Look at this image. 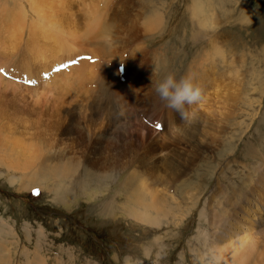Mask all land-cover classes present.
Instances as JSON below:
<instances>
[{"label": "bare ground", "instance_id": "1", "mask_svg": "<svg viewBox=\"0 0 264 264\" xmlns=\"http://www.w3.org/2000/svg\"><path fill=\"white\" fill-rule=\"evenodd\" d=\"M71 2L0 0V120L3 121L0 122V151L4 152L2 156L8 153L14 157L10 167L14 169L18 168L17 163L21 166L28 163L33 157L30 155L34 141L40 136L37 132L43 130V170L40 171L46 174L43 180L53 183L57 177L67 176L73 168L81 167L104 180L110 169L130 168L125 176V187H121L124 205L120 211L134 218L149 219L152 215H180L184 211L182 204L197 202L205 185L189 184L183 176L194 170L197 159L203 157L205 166L216 174V185L205 199L204 213L200 215L212 235L211 246L201 253V262L264 264V155L251 156L248 164L251 175L247 170L245 179L240 178V181L234 180L238 174L227 166L228 162L215 163V153L220 148L219 157L233 155L236 146L232 140H240L253 122L246 120L247 125L243 127L244 120H235L239 91L236 59L231 57L225 64L227 71L221 69L226 56L217 36L203 46L204 51L196 52L185 74L193 73L200 82L202 99L193 110L191 105L186 106L184 116L165 108L156 96L145 74L146 63L125 61L120 85L128 108L114 107L109 105L112 83L120 80V76L116 77L118 73L115 74L113 66L111 69L106 66L120 57L128 43L135 44L141 36L145 38L158 32L162 35L165 25L155 20L141 26L132 19L127 24L119 23L117 17L107 19L110 15L98 13L94 6L77 7L72 12ZM6 3L10 4L9 8L5 7ZM45 17L51 19V24L43 21ZM203 24L215 27L205 19ZM43 26L57 37L53 41H58L56 47L51 46L52 42H43ZM79 55L85 56L84 61L62 70L61 61L66 60L68 64L67 59L79 58ZM168 66L172 65L159 67L164 70ZM43 71L46 73L44 81ZM128 78L137 83L140 106L133 105L134 94ZM240 82L248 83L242 79ZM89 85L94 88H88ZM29 96L36 99L28 101ZM155 116L161 118L158 134L151 133L143 124L145 118L148 122ZM227 125L231 130L224 135ZM3 135L6 136L2 139ZM251 137L253 139V135ZM258 141L261 144V140ZM62 157L67 160L61 161ZM222 166L225 169H221ZM227 171H231L228 181L231 188L228 191L225 188L224 192L219 177L225 176ZM171 189L172 195L167 196L166 191ZM67 193L65 189L58 195L62 197ZM166 203L173 208L164 209ZM131 205L136 209L134 206L130 209ZM203 244L204 249L206 241ZM1 250L0 254L4 252ZM22 256L26 259L24 264H44L37 253L23 251Z\"/></svg>", "mask_w": 264, "mask_h": 264}, {"label": "rangeland", "instance_id": "2", "mask_svg": "<svg viewBox=\"0 0 264 264\" xmlns=\"http://www.w3.org/2000/svg\"><path fill=\"white\" fill-rule=\"evenodd\" d=\"M85 6H94L98 13L110 15L107 19L117 17L119 23L121 21L127 24L132 19L136 20L134 22L137 26L150 20L161 21L165 25L162 35L158 32L145 38L139 37L135 44L128 43L119 55L122 60L119 57L106 66L109 69L113 66L115 74L118 73L116 77L120 76V80L112 83L109 105L114 107L128 108L120 85L126 69L125 61H129V64L146 63L148 68L145 74L150 83L168 73L180 77L195 59L196 52L204 51L203 46L214 36L218 37L217 41L221 43L226 56L221 69L226 70L225 64L231 57L236 59L234 64L238 71L239 91L238 96L236 95L238 106L235 120H244L243 127L247 125L246 120L253 122L250 129L242 133L240 140H232V144L236 146L233 155H223L220 158V148L215 153V163L223 160L221 165H224V162H228L227 166L238 174L235 181L245 179L248 171L251 175V170H248L251 156L259 158L264 155V0H72L71 11L75 12L77 7L80 9ZM198 6L201 9H197ZM5 7L9 8L10 4L6 3ZM204 19L214 24V29L204 25ZM43 21L51 24L49 17H45ZM44 27L43 42H52L51 46L56 47L58 41H53L57 37ZM133 56L139 58H132ZM160 56L163 57L158 60ZM81 57H73L72 61L67 59L68 64L63 60L60 67L62 70H69L84 61L85 56L80 59ZM164 64L172 66L162 70L159 66ZM154 71L157 72L154 74ZM44 72L43 81L46 79ZM247 78L250 79L249 82ZM241 79L248 83H241ZM127 83L134 94V107L140 106L136 81L128 78ZM88 88L93 89L94 85H89ZM29 97L27 100L31 102L36 99ZM200 102L191 105V110ZM160 119L155 116L146 122L145 118L143 124L150 128L151 133L158 134L162 127ZM156 124H160L159 129ZM228 127L229 125L224 129V135L231 130V126ZM35 130L36 128L30 133L33 134ZM39 132L40 136L34 141L35 146L30 155L33 157L24 166L17 163L18 168L13 169L10 164L15 160L14 157L8 153L2 156L4 152L0 151V237L3 238H0V250L3 249V255L7 251L4 257L0 254L3 259L0 260H7L4 264H24L26 259L22 256L23 251L37 253L44 264H203L201 253L211 246L212 235L211 229L200 215L204 213L205 199L216 185V174H212L211 169L205 166L203 157L197 159L194 170L183 176L188 179L189 184L197 182L205 185L196 203L182 204L184 211L177 216L152 215L149 219H140L120 211L121 205H124V191L121 187H125V176L130 168L110 169L108 178L104 180L98 174L85 172L83 167L73 168L69 175L57 177V182L43 180L46 176L44 172H40L43 170V130L37 133ZM63 157L61 161H66ZM51 163L55 164L56 161ZM221 169L225 167L222 166ZM51 173L55 175V172ZM230 175L231 171H227L225 176L219 177L224 192L231 188L228 182ZM201 180L203 181L200 182ZM65 189L68 193L60 197ZM169 191H166L167 196L172 195V189ZM168 205L170 204L166 203L164 209L173 208ZM133 206L136 209L135 205L129 208L133 209ZM203 241H206L204 249ZM8 255L12 257L8 258Z\"/></svg>", "mask_w": 264, "mask_h": 264}, {"label": "clouds", "instance_id": "3", "mask_svg": "<svg viewBox=\"0 0 264 264\" xmlns=\"http://www.w3.org/2000/svg\"><path fill=\"white\" fill-rule=\"evenodd\" d=\"M150 84L164 107L182 116L186 114V106L198 103L202 99V85L193 73L180 77L168 73L155 82L151 80Z\"/></svg>", "mask_w": 264, "mask_h": 264}, {"label": "snow or ice", "instance_id": "4", "mask_svg": "<svg viewBox=\"0 0 264 264\" xmlns=\"http://www.w3.org/2000/svg\"><path fill=\"white\" fill-rule=\"evenodd\" d=\"M0 71H2V69H0ZM156 128L159 129L160 128V124H156Z\"/></svg>", "mask_w": 264, "mask_h": 264}]
</instances>
